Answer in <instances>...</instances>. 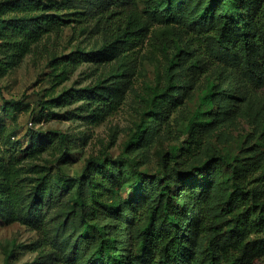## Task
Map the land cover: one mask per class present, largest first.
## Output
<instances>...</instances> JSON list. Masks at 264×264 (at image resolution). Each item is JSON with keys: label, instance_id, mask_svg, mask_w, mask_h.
Wrapping results in <instances>:
<instances>
[{"label": "trees", "instance_id": "16d2710c", "mask_svg": "<svg viewBox=\"0 0 264 264\" xmlns=\"http://www.w3.org/2000/svg\"><path fill=\"white\" fill-rule=\"evenodd\" d=\"M131 1H2L0 76L18 66L44 35L60 32L70 23H77L83 31H109L110 36L91 52L80 48L55 56L51 66L60 81L84 59L97 64L113 62L112 72L94 85L40 101L43 109H50L82 99L93 123L103 121L119 108L137 73V49L146 40L154 45L149 38V18L126 9ZM204 1L197 3L200 10L191 22L183 19L197 35L188 36L186 44L198 41L201 50L187 45L174 48L163 83L148 99L139 129L125 150L147 149L196 87L208 64L238 68L250 85L264 87V0ZM172 2L163 0L154 14L171 17ZM214 94L210 89L202 95L205 109L189 118L186 137L155 173L138 168L129 172L127 159L91 157L78 177L57 169L56 181L62 188L55 194L47 166L30 162L27 168L25 161L38 158L47 148L43 136L52 144L59 138L66 154L69 134L39 132L37 142L23 149L22 156L0 150V219L6 223L30 222L37 215L40 219L63 191L74 188L77 207L68 211L64 224L76 221L79 229L73 238L81 240L83 253L89 257L87 264H254L264 258V152L205 150L215 118L213 106L218 102ZM4 130L0 126V135ZM28 172L35 176L26 192ZM131 176L134 180L124 197L118 190ZM42 251L35 264H46L56 250ZM54 254V259L67 264L59 252Z\"/></svg>", "mask_w": 264, "mask_h": 264}, {"label": "rangeland", "instance_id": "374dc122", "mask_svg": "<svg viewBox=\"0 0 264 264\" xmlns=\"http://www.w3.org/2000/svg\"><path fill=\"white\" fill-rule=\"evenodd\" d=\"M2 1L7 0H0V3ZM162 1L132 0L126 7L128 10H138L149 18V38L154 45L150 46L146 40L137 49V73L119 108L103 121L93 123L89 112L81 105L82 99L50 109H43L40 101L85 88L88 84L94 85L112 72L113 62L97 64L84 59L66 79L60 81L54 76L51 66V59L55 56L72 54L80 48L91 52L110 36L109 31H83L77 23H70L60 32L44 35L18 66L0 76V126L5 127L0 135V150L3 153L22 156L23 149L37 142L39 132L50 135V132L59 131L70 135V149L66 151L68 155L64 153L59 138L55 137L52 144L48 136H43L42 142L47 148L38 158L25 161L27 168L30 162L47 166L55 194L62 188V184L56 181L57 169L78 177L91 157L107 155L119 162L127 159L133 164H126L129 172L136 168L157 172L163 161L169 159L171 152L186 137L189 118L201 108L205 109L201 97L210 89L215 91L218 102L213 106L215 118L207 135L205 150L246 155L257 149L264 152V87L250 85L238 68L216 63L207 65V71L201 75L196 87L188 93L171 118L163 123L160 132L144 152L142 149L136 152L125 150L126 143L139 129L148 99L156 86L163 83V74L174 48L178 45L184 47L187 45L186 38L195 34L185 21L191 22L197 16L200 10L197 3L201 0H173V14L167 19L154 14V10L161 8L159 5ZM188 45L190 49L198 51L202 48L198 41ZM26 176L30 178L25 185L28 192L34 184L31 176H35V173L28 172ZM132 180L134 176L124 182L118 193L127 197ZM62 193L48 210L45 207L40 219L38 215L30 222L17 220L6 223L0 219V264H35L44 254L42 250L49 253L53 249L56 251L49 255L46 264H65L54 259L56 252L67 264L89 262V257L83 253L81 240L76 242V238H73L79 229L76 221L71 219L67 225L64 224L68 211L77 207L74 188ZM44 213L46 216H43ZM64 226H67L66 231ZM263 262L264 258H259L254 264Z\"/></svg>", "mask_w": 264, "mask_h": 264}]
</instances>
